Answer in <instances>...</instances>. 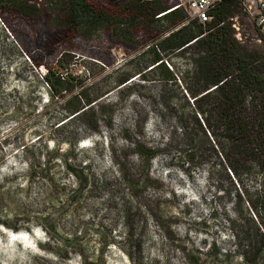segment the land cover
Returning a JSON list of instances; mask_svg holds the SVG:
<instances>
[{
    "label": "rangeland",
    "instance_id": "374dc122",
    "mask_svg": "<svg viewBox=\"0 0 264 264\" xmlns=\"http://www.w3.org/2000/svg\"><path fill=\"white\" fill-rule=\"evenodd\" d=\"M66 1H28L37 12L27 16L14 0L0 9V264H244L225 222L226 201L204 168L177 158L167 141L173 123L156 122L157 74L146 83L133 78L64 120L68 107L51 99L47 68L62 58L71 95L93 97L139 71L149 42L142 29L134 42L113 27L86 37L64 32ZM230 20L242 46L264 53L250 15L241 10ZM167 60L183 81L186 56ZM182 89L171 86L169 94L180 97ZM227 215L234 218L231 207Z\"/></svg>",
    "mask_w": 264,
    "mask_h": 264
},
{
    "label": "trees",
    "instance_id": "16d2710c",
    "mask_svg": "<svg viewBox=\"0 0 264 264\" xmlns=\"http://www.w3.org/2000/svg\"><path fill=\"white\" fill-rule=\"evenodd\" d=\"M28 1L14 0L25 16L37 12ZM3 4L0 0V9ZM175 7L163 0H67L60 12L64 32L86 37L94 27H113L117 38L134 42L135 31L142 29L149 41L141 54L144 65L93 97L85 90L71 95V82L60 74L62 58L47 68L43 81L52 100L67 104L66 120L92 110L98 99L133 78L146 83L147 75L157 74L163 85L156 122L173 123L168 144L187 167L204 168L210 189L226 201L225 222L243 263L264 264V53L249 52L235 37L230 19L243 10V0H223L205 24ZM174 54L189 62L183 81L167 60ZM179 85L181 96L173 98L169 87ZM68 170L76 175L71 166Z\"/></svg>",
    "mask_w": 264,
    "mask_h": 264
},
{
    "label": "built area",
    "instance_id": "2783aa9c",
    "mask_svg": "<svg viewBox=\"0 0 264 264\" xmlns=\"http://www.w3.org/2000/svg\"><path fill=\"white\" fill-rule=\"evenodd\" d=\"M175 8H182L191 18L200 24H205L212 19L211 11L223 0H178ZM243 10L252 17L259 40H264V0H243Z\"/></svg>",
    "mask_w": 264,
    "mask_h": 264
},
{
    "label": "clouds",
    "instance_id": "9594fccd",
    "mask_svg": "<svg viewBox=\"0 0 264 264\" xmlns=\"http://www.w3.org/2000/svg\"><path fill=\"white\" fill-rule=\"evenodd\" d=\"M87 142H88L87 139H85V140H81V141H79V145H84V144L87 143Z\"/></svg>",
    "mask_w": 264,
    "mask_h": 264
},
{
    "label": "water",
    "instance_id": "95a60500",
    "mask_svg": "<svg viewBox=\"0 0 264 264\" xmlns=\"http://www.w3.org/2000/svg\"><path fill=\"white\" fill-rule=\"evenodd\" d=\"M251 2L253 1V0H250Z\"/></svg>",
    "mask_w": 264,
    "mask_h": 264
}]
</instances>
